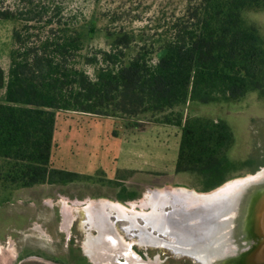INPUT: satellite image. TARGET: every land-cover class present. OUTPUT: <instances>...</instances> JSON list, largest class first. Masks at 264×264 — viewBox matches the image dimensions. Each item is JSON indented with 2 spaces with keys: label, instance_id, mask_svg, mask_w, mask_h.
Masks as SVG:
<instances>
[{
  "label": "trees",
  "instance_id": "obj_1",
  "mask_svg": "<svg viewBox=\"0 0 264 264\" xmlns=\"http://www.w3.org/2000/svg\"><path fill=\"white\" fill-rule=\"evenodd\" d=\"M262 7L264 0H187L160 45L142 46L128 59L123 49L130 35L104 28L110 49L81 58L96 66L90 77L72 60L83 49V36L96 31L93 22H72L50 0L0 6V19L20 22L12 31L7 73L0 67V192L80 178L50 161L60 111L149 114L153 123L179 128L174 171L196 175L201 191L240 170H257L264 160L229 157L234 135L223 119L184 117L176 108L190 101L237 100L250 92L264 96V35L243 16Z\"/></svg>",
  "mask_w": 264,
  "mask_h": 264
},
{
  "label": "rangeland",
  "instance_id": "obj_2",
  "mask_svg": "<svg viewBox=\"0 0 264 264\" xmlns=\"http://www.w3.org/2000/svg\"><path fill=\"white\" fill-rule=\"evenodd\" d=\"M50 2L60 3L72 22H93L96 31L91 37L83 36V49L72 60L90 77L94 76L96 66L84 64L81 58L110 49L104 28L130 35L132 41L123 49L124 59H128L142 46L157 48L170 21L184 12L187 4V0ZM17 3L18 0H0L1 7L14 8ZM243 16L264 35V7L246 10ZM19 25L16 20L0 19V61L8 57V48L11 43L13 46L11 31ZM3 96L4 92L0 100ZM176 110L184 117L223 119L234 135V143L228 150L231 159L243 161L254 154L264 159V96L250 92L232 101H190ZM150 119L149 114L128 118L58 112L50 161L56 168L79 173L80 178L66 184L45 183L0 192V264H98L85 253V243L97 235L93 221L87 217L97 212L108 216L104 210H98L101 204L148 213L151 208L142 204L144 200L151 201L153 193L175 189L205 192L200 190L196 175L174 171L179 128ZM263 168L264 164L254 172L240 170L228 180L245 178L249 173L256 175ZM90 203L98 204L95 210L85 211ZM164 205L173 206L171 202ZM113 228L126 247L129 264H198L158 245L142 246L115 225ZM114 256L113 262L105 264L126 262V256L117 253Z\"/></svg>",
  "mask_w": 264,
  "mask_h": 264
},
{
  "label": "water",
  "instance_id": "obj_3",
  "mask_svg": "<svg viewBox=\"0 0 264 264\" xmlns=\"http://www.w3.org/2000/svg\"><path fill=\"white\" fill-rule=\"evenodd\" d=\"M253 174L227 180L201 193L183 189L153 193L167 201L153 205L152 201L144 200L142 205L151 208L148 213L101 204L98 210H104L108 216L93 215L91 220L97 223L93 224L97 235L86 241L85 253L89 257L92 252L111 256L122 244L113 228L115 225L142 246L158 245L198 264L264 263V168ZM168 202L173 206L164 205ZM97 204L90 203L84 210H91ZM152 219H158L157 227L151 224ZM87 245L93 249L89 251Z\"/></svg>",
  "mask_w": 264,
  "mask_h": 264
},
{
  "label": "bare ground",
  "instance_id": "obj_4",
  "mask_svg": "<svg viewBox=\"0 0 264 264\" xmlns=\"http://www.w3.org/2000/svg\"><path fill=\"white\" fill-rule=\"evenodd\" d=\"M162 197L160 196V198L159 197H152V204L154 205V204H161V203H164V202H166V201H164L163 199L164 198H162ZM98 213V212H97ZM96 213V214H97ZM91 214V213H90ZM95 214V215H96ZM88 215V214H87ZM98 215H99V213H98ZM89 218V217H88ZM90 219H93V214H91V216H90ZM93 224H95V225H97V223H96V221L95 222H93ZM103 224H104V228H108V226H106L107 224L105 223V222H103ZM151 224L154 226V227H157L158 225H159V221H158V219H152V221H151ZM144 239H145V237H144ZM120 247H122L123 249H125L126 247L125 246H123V244H121L120 245ZM120 247H118L117 248V250H115L114 252H113V254L111 255V256H108L107 254H102V255H97V254H94L93 252H92V255H90V258L91 259H93V260H95V262H97L98 264H99V262H101L102 264H105L106 262H113V260H112V258H114L115 256V253H117V254H119L120 256L122 255H124V256H126L127 257V250L125 249V251L126 252H124L123 251V249H120ZM125 247V248H124ZM89 251H91L92 249H93V246H91V245H87V247H86ZM129 257V256H128ZM128 257L126 258V262L124 263V264H129L128 263V261H130V259H128ZM116 258V257H115ZM125 258V257H124ZM134 258V257H133ZM99 261V262H98ZM132 261V260H131ZM134 261V260H133ZM117 262V261H116ZM116 262H115V264H116ZM134 262H136V261H134ZM119 263V262H118ZM123 264V263H122Z\"/></svg>",
  "mask_w": 264,
  "mask_h": 264
},
{
  "label": "crops",
  "instance_id": "obj_5",
  "mask_svg": "<svg viewBox=\"0 0 264 264\" xmlns=\"http://www.w3.org/2000/svg\"><path fill=\"white\" fill-rule=\"evenodd\" d=\"M14 28V27H13ZM13 30V29H12ZM12 32V31H11ZM12 35V34H11ZM0 39H1V36H0ZM12 48V43H11V46H9V48H8V51H7V55H8V57H5V59H2L1 61H0V67L3 69V71L5 72V73H7V69H8V65H9V52H10V49ZM2 92L3 91H0V96H1V94H2Z\"/></svg>",
  "mask_w": 264,
  "mask_h": 264
},
{
  "label": "flooded vegetation",
  "instance_id": "obj_6",
  "mask_svg": "<svg viewBox=\"0 0 264 264\" xmlns=\"http://www.w3.org/2000/svg\"><path fill=\"white\" fill-rule=\"evenodd\" d=\"M250 160L252 161V164H257V163H260L262 162L264 159L262 156H259V155H252V157L250 158Z\"/></svg>",
  "mask_w": 264,
  "mask_h": 264
}]
</instances>
